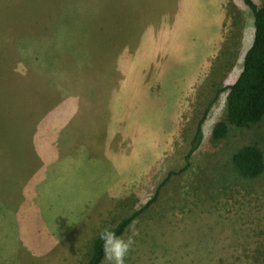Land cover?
Listing matches in <instances>:
<instances>
[{"label":"rangeland","instance_id":"374dc122","mask_svg":"<svg viewBox=\"0 0 264 264\" xmlns=\"http://www.w3.org/2000/svg\"><path fill=\"white\" fill-rule=\"evenodd\" d=\"M252 37L243 0H0V264H85L184 165L204 114L125 264H264V172L230 161L264 154V122L211 139Z\"/></svg>","mask_w":264,"mask_h":264},{"label":"trees","instance_id":"16d2710c","mask_svg":"<svg viewBox=\"0 0 264 264\" xmlns=\"http://www.w3.org/2000/svg\"><path fill=\"white\" fill-rule=\"evenodd\" d=\"M243 1L253 17V37L244 54L242 68L235 81L215 92V98L219 93L226 92L224 117L211 128V139L217 142L224 140L232 128L249 130L264 122V3L256 5L252 0ZM205 115L197 126L196 133L190 143L191 147L184 157V165L177 170L168 172L166 178L156 187L154 196L143 206L120 218L114 226L110 227L117 234L124 233L136 218L148 209L157 198L161 186L173 174H179L187 167L191 154L201 140V125ZM230 158L233 174H236L237 178L246 181L254 180L264 172V154L256 143L243 144L233 152ZM98 234L91 243L85 264L102 263L103 252Z\"/></svg>","mask_w":264,"mask_h":264},{"label":"clouds","instance_id":"9594fccd","mask_svg":"<svg viewBox=\"0 0 264 264\" xmlns=\"http://www.w3.org/2000/svg\"><path fill=\"white\" fill-rule=\"evenodd\" d=\"M136 234L135 230H131V234H117L110 227L103 228L98 234L103 252L102 264H125V257L134 244Z\"/></svg>","mask_w":264,"mask_h":264}]
</instances>
